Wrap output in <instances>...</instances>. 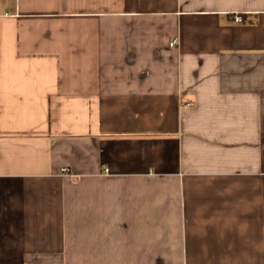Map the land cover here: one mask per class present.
Returning a JSON list of instances; mask_svg holds the SVG:
<instances>
[{
    "label": "crops",
    "instance_id": "obj_1",
    "mask_svg": "<svg viewBox=\"0 0 264 264\" xmlns=\"http://www.w3.org/2000/svg\"><path fill=\"white\" fill-rule=\"evenodd\" d=\"M0 264H264V0H0Z\"/></svg>",
    "mask_w": 264,
    "mask_h": 264
},
{
    "label": "built area",
    "instance_id": "obj_2",
    "mask_svg": "<svg viewBox=\"0 0 264 264\" xmlns=\"http://www.w3.org/2000/svg\"><path fill=\"white\" fill-rule=\"evenodd\" d=\"M242 14H235V20L239 21V20H242ZM172 44H174V42H172ZM62 170L64 172H69L70 171V168L68 167H63Z\"/></svg>",
    "mask_w": 264,
    "mask_h": 264
}]
</instances>
